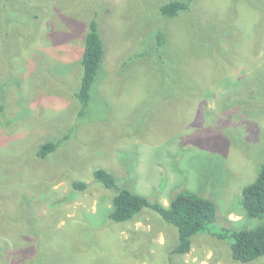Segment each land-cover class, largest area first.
Instances as JSON below:
<instances>
[{
    "label": "rangeland",
    "instance_id": "1",
    "mask_svg": "<svg viewBox=\"0 0 264 264\" xmlns=\"http://www.w3.org/2000/svg\"><path fill=\"white\" fill-rule=\"evenodd\" d=\"M165 1L0 0V264H264L236 262L231 241L208 232L171 254L177 230L149 209L107 219L115 193L95 168L163 206L184 189L209 199L217 229L256 224L241 199L264 163V0H193L175 21L158 15ZM93 19L105 57L80 120L73 93ZM156 31L174 64L164 75L149 57ZM145 48L144 88L126 84L146 71L129 61Z\"/></svg>",
    "mask_w": 264,
    "mask_h": 264
},
{
    "label": "trees",
    "instance_id": "2",
    "mask_svg": "<svg viewBox=\"0 0 264 264\" xmlns=\"http://www.w3.org/2000/svg\"><path fill=\"white\" fill-rule=\"evenodd\" d=\"M192 4L193 0H167L159 5L158 15L166 20L175 21L182 14L187 16ZM192 23L194 22L188 20V24H185L186 27H190L188 32L194 29ZM201 30L202 28H200ZM150 38H153L157 44L156 47L150 46L151 50L154 51L152 54L148 53L145 48V50L129 58L130 62L139 63L136 65L146 71L137 80H126V84L129 82L131 85L138 84L139 87L144 88V80L146 73H148V65L146 64L149 54V57H153V67L156 74L164 75L169 70L174 69V64L170 63L161 51V48L167 45L166 37L161 32L156 31L151 33ZM198 43L201 45V40ZM104 57V43L99 32V26L93 19L88 26L83 42L79 86L73 93V97L78 103L75 110L76 117L80 120L85 119L90 110L94 86L100 75ZM152 69L151 67L150 70ZM123 72L124 70H122ZM113 87L115 86L113 85ZM130 112L134 113V110ZM69 135L66 134L57 141L39 144L36 157L41 160L48 158L69 138ZM93 178L100 186L115 193L111 202V210L107 214L109 221L117 224L129 222L142 210L149 209L158 214L166 223L174 226L178 233V242L171 250V254H187L191 249L192 237L201 232H208L213 238L231 241V254L236 262L249 263L264 256V163L260 165L255 180L242 189V206L247 216L255 220L256 224L252 228L239 230L232 228L217 229L215 227L217 226L215 204L189 190H182L170 200L168 206H163L150 202L146 197L120 186L114 175L103 168H95ZM71 184L73 189L79 191H84L87 188L84 182L73 181Z\"/></svg>",
    "mask_w": 264,
    "mask_h": 264
}]
</instances>
